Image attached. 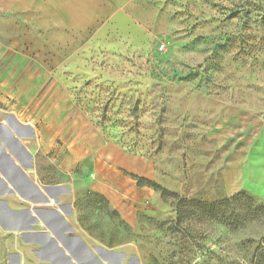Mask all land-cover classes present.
Returning a JSON list of instances; mask_svg holds the SVG:
<instances>
[{
  "label": "rangeland",
  "instance_id": "1",
  "mask_svg": "<svg viewBox=\"0 0 264 264\" xmlns=\"http://www.w3.org/2000/svg\"><path fill=\"white\" fill-rule=\"evenodd\" d=\"M118 1L76 56L80 68L51 92L67 100L53 105L66 111L60 127L36 105L19 122L32 124L45 150L74 153L65 183L92 245L136 264H264V181L247 182L264 168V150L254 151L264 147V0ZM22 5L0 0L1 116L20 86L13 77L30 71L35 82L33 70L55 53L39 10ZM86 131L99 149L86 150ZM96 159L119 171V191L131 190L133 226L94 194ZM39 164L58 179L56 155ZM242 171L245 196L232 199Z\"/></svg>",
  "mask_w": 264,
  "mask_h": 264
},
{
  "label": "crops",
  "instance_id": "2",
  "mask_svg": "<svg viewBox=\"0 0 264 264\" xmlns=\"http://www.w3.org/2000/svg\"><path fill=\"white\" fill-rule=\"evenodd\" d=\"M22 2L24 5L19 7L20 10H39L41 23L52 29L53 36L47 35L44 40L47 54L51 46L55 53L49 56L47 68L33 70L32 73L38 74L35 82L29 81L30 71H21L16 79L13 77V82L20 86L15 92L10 91L15 94L14 98L9 95L5 98L7 113L0 115V264H136L135 258H125L123 251L107 250L90 243L75 218L74 195L70 194L65 183L71 165L77 163L74 153L63 152L65 145L55 149L54 153L53 149L45 150L35 142L32 124L19 122L18 117L24 114L27 119L33 118L35 110L42 107L45 114H39L41 120L48 119L53 126L60 127L66 111H55L53 105L63 101L67 103V100L51 92L66 81V71L80 68L76 56L87 51L89 43L93 44L94 29L96 26L100 30L104 28L110 16L116 13L119 1ZM59 72H63L62 79L54 78V73ZM85 135L92 144L86 148L87 151L101 147L98 140H91L89 131ZM263 150L264 147L254 148L259 153ZM55 155L58 179H52V173L43 170L39 164L41 157L53 161ZM93 166L98 182L96 193L133 226V216L127 213L132 210L131 190L119 191V171L111 164L103 165L98 159L93 161ZM246 174L247 171H242L240 188L229 197L245 187ZM253 175L254 181L247 179V182L264 181V168L255 170ZM105 180H110V183ZM259 187L263 188L264 184Z\"/></svg>",
  "mask_w": 264,
  "mask_h": 264
},
{
  "label": "trees",
  "instance_id": "3",
  "mask_svg": "<svg viewBox=\"0 0 264 264\" xmlns=\"http://www.w3.org/2000/svg\"><path fill=\"white\" fill-rule=\"evenodd\" d=\"M136 180V184L139 186H146V187H149L150 189H152L153 191H157L161 196H167V197H170V196H176V194L172 193V192H168L166 189H164L163 187H161L160 185H157L156 183H152L150 181H147L143 178H135ZM94 194L98 195L99 198L104 201L106 204L110 205L108 201L105 200V198L103 196H101L100 194L94 192ZM244 193H237V194H234L232 195V199H238V198H242L244 197ZM248 197V196H247ZM250 198V197H249ZM231 199V200H232ZM229 201V200H228ZM112 212L113 214L119 216V214L112 209Z\"/></svg>",
  "mask_w": 264,
  "mask_h": 264
}]
</instances>
